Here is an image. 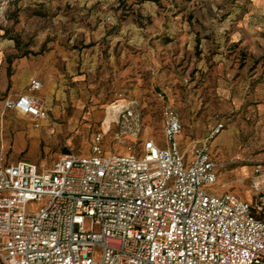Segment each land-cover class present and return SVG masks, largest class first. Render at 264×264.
Returning a JSON list of instances; mask_svg holds the SVG:
<instances>
[{
    "label": "rangeland",
    "instance_id": "1",
    "mask_svg": "<svg viewBox=\"0 0 264 264\" xmlns=\"http://www.w3.org/2000/svg\"><path fill=\"white\" fill-rule=\"evenodd\" d=\"M20 68L43 82L35 94L49 120L36 127L5 107L0 90L9 160L50 168L64 153L88 154L131 101L165 145L161 109L171 104L186 150L224 124L213 141V189L253 197L255 170L264 169V0H0V87ZM30 78L18 81L23 93ZM117 129L114 121L106 144L124 151Z\"/></svg>",
    "mask_w": 264,
    "mask_h": 264
},
{
    "label": "built area",
    "instance_id": "2",
    "mask_svg": "<svg viewBox=\"0 0 264 264\" xmlns=\"http://www.w3.org/2000/svg\"><path fill=\"white\" fill-rule=\"evenodd\" d=\"M43 87L32 78L29 91L5 107L40 127L49 120L35 94ZM161 113L165 145L131 101L88 154L64 153L41 168L0 152V264H264L263 166L251 199L213 189V141L224 124L184 150L179 111L165 104ZM114 121L124 151L106 144Z\"/></svg>",
    "mask_w": 264,
    "mask_h": 264
},
{
    "label": "crops",
    "instance_id": "3",
    "mask_svg": "<svg viewBox=\"0 0 264 264\" xmlns=\"http://www.w3.org/2000/svg\"><path fill=\"white\" fill-rule=\"evenodd\" d=\"M36 72H34L32 69L30 68H20V70L18 71H14L12 73V75L10 76V78L7 77L6 79V85H5V88L3 87H0V90L1 92L2 91H7L8 89V95H7V98L4 100L6 102L7 99L9 98H12V97H15L17 98L21 93H23L24 91V87H23V84L22 83H18V81L23 78L25 79L26 81L32 76L34 75ZM34 78V76H32L30 78V80ZM31 119V118H30ZM32 121V120H31ZM112 121V120H111ZM110 121V122H111ZM48 122L47 121H44V123ZM159 138V137H158ZM161 139H163V137H161ZM203 140V139H202ZM180 141H181V144H182V148L184 150L185 147L183 146L184 144V138H183V134L181 135L180 137ZM195 141H200V140H195ZM185 145V144H184Z\"/></svg>",
    "mask_w": 264,
    "mask_h": 264
},
{
    "label": "bare ground",
    "instance_id": "4",
    "mask_svg": "<svg viewBox=\"0 0 264 264\" xmlns=\"http://www.w3.org/2000/svg\"><path fill=\"white\" fill-rule=\"evenodd\" d=\"M111 116H112V115H111ZM109 119H110V117H109ZM104 126H105V128H106V124H105V122H104ZM107 128H108V127H107ZM107 128H106V129H107Z\"/></svg>",
    "mask_w": 264,
    "mask_h": 264
},
{
    "label": "trees",
    "instance_id": "5",
    "mask_svg": "<svg viewBox=\"0 0 264 264\" xmlns=\"http://www.w3.org/2000/svg\"><path fill=\"white\" fill-rule=\"evenodd\" d=\"M139 1H142V2H143V1H145V0H139ZM11 75H12V74H11ZM11 75H10V76H11Z\"/></svg>",
    "mask_w": 264,
    "mask_h": 264
}]
</instances>
